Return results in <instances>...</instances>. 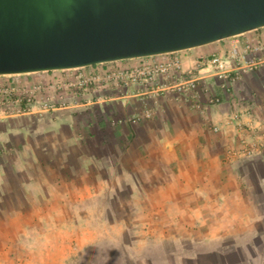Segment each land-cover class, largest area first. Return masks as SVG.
I'll return each instance as SVG.
<instances>
[{"label":"crops","instance_id":"crops-1","mask_svg":"<svg viewBox=\"0 0 264 264\" xmlns=\"http://www.w3.org/2000/svg\"><path fill=\"white\" fill-rule=\"evenodd\" d=\"M237 37L259 39L251 31ZM256 85L253 106L232 96L199 111L165 97L172 103L153 107L157 120L124 126L119 151L107 142L105 155L89 153L87 168L71 174L72 190L106 194L109 217L48 219L41 213L53 206L41 196L28 217L27 204H9L8 197L0 203V264H78L81 249L98 239L118 243L125 264L133 256L151 264H264V105L254 107ZM254 144L259 150L246 155ZM7 177L0 168V192ZM20 185L27 193V175ZM92 228L102 229V237ZM155 245L163 247L162 263L147 250Z\"/></svg>","mask_w":264,"mask_h":264},{"label":"rangeland","instance_id":"rangeland-1","mask_svg":"<svg viewBox=\"0 0 264 264\" xmlns=\"http://www.w3.org/2000/svg\"><path fill=\"white\" fill-rule=\"evenodd\" d=\"M251 34L259 39L264 38V27L251 31ZM235 38L242 37L223 39L183 50L179 54L190 59L213 51H223ZM156 58L159 57L0 75L1 82L26 87L27 93L41 102L33 108L37 110L36 112L0 120V168L7 172L6 185L9 180V185L0 192V203L4 204L9 197V204H27L28 217H34L30 211L35 207L34 204H40L41 196L46 201L45 204L53 206L49 205V208L41 213L48 219L58 218L73 222L80 218L95 222L104 219L106 215L109 217L110 209L113 208L112 200L103 193H97L95 197H87V193H82L81 196L76 194L72 190L75 179L71 174L78 169L83 171L87 168L90 162L89 153L105 155L108 149L104 143L113 142L112 150L119 151V140L125 137L124 126H131L135 121L142 124V121L157 120L158 115L151 118L139 117L145 105L156 107L172 103L164 98L148 96L144 98L138 95L145 90L144 85L128 84L108 76L115 68ZM260 74V77L264 78V71ZM248 77L252 83L254 78ZM257 88L260 92L253 99L257 100L254 107L258 109L264 105V82L260 81ZM249 96H243L241 104L253 106L249 101L252 97ZM169 105L174 108L172 104ZM131 134L133 135L128 134L129 137ZM93 165L103 168L102 162L96 163L93 160ZM57 173L68 174V177L57 182L55 179ZM24 175H27V193L23 191V185H20ZM37 180L41 183L47 182L41 188L34 184L28 185ZM117 197L118 192L112 198ZM95 229L96 232L92 228L91 234H100L101 238L102 229ZM136 246L137 244L133 243L130 249L134 252ZM151 248L152 246H149L147 249L149 255H153L162 263L163 247L155 245L152 250ZM81 251L84 253L78 264H125L120 256L118 243L98 239L95 243L86 245ZM128 262L152 263L151 258L135 259L134 256Z\"/></svg>","mask_w":264,"mask_h":264},{"label":"water","instance_id":"water-1","mask_svg":"<svg viewBox=\"0 0 264 264\" xmlns=\"http://www.w3.org/2000/svg\"><path fill=\"white\" fill-rule=\"evenodd\" d=\"M264 27V0H0V75L183 51Z\"/></svg>","mask_w":264,"mask_h":264},{"label":"built area","instance_id":"built-area-1","mask_svg":"<svg viewBox=\"0 0 264 264\" xmlns=\"http://www.w3.org/2000/svg\"><path fill=\"white\" fill-rule=\"evenodd\" d=\"M180 52L148 56L159 58L115 68L108 76L128 84L144 85L145 90L138 93L143 97H168L199 111L232 96L242 99L243 96L253 95L252 86L257 81H264L263 76L260 77L264 71V38L257 41L237 38L223 51L190 59ZM248 76L254 78L252 83ZM39 103L35 96L27 93L26 87L0 81V120L36 112L33 108ZM142 110V116L147 118L155 114L149 105ZM234 118L239 120L240 115L236 114ZM257 150L259 147L255 144L244 148L249 156Z\"/></svg>","mask_w":264,"mask_h":264}]
</instances>
